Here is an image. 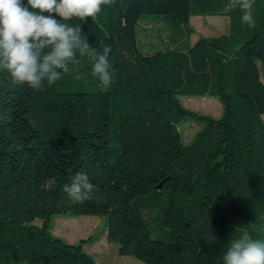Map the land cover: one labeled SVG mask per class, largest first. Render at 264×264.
Masks as SVG:
<instances>
[{
  "label": "trees",
  "instance_id": "trees-1",
  "mask_svg": "<svg viewBox=\"0 0 264 264\" xmlns=\"http://www.w3.org/2000/svg\"><path fill=\"white\" fill-rule=\"evenodd\" d=\"M227 2L113 0L84 22L53 13L96 49L112 46L108 91L79 54L40 91L0 72V264H97L84 248L92 237L52 234L58 215L105 217L118 254L144 264H222L241 232L264 241V0L251 27ZM148 16L176 46L142 50ZM192 16L228 17L229 33L192 43ZM183 96L215 97L222 114L188 109ZM189 120L202 127L185 144ZM82 171L95 188L85 203L63 190Z\"/></svg>",
  "mask_w": 264,
  "mask_h": 264
},
{
  "label": "clouds",
  "instance_id": "clouds-1",
  "mask_svg": "<svg viewBox=\"0 0 264 264\" xmlns=\"http://www.w3.org/2000/svg\"><path fill=\"white\" fill-rule=\"evenodd\" d=\"M113 0H0V72H5L16 85H27L33 90L51 87L62 79L66 62L81 58L92 60L91 75L97 78L102 91L111 89L115 69L110 60L112 46L102 50L87 43L79 25L59 22L73 17L95 18L101 6ZM255 0H228L225 11L239 9L241 22L251 27L254 23ZM48 13V15H44ZM80 203L94 198V186L86 172H79L64 189ZM222 264H264V241L254 240L243 231L232 239L222 257Z\"/></svg>",
  "mask_w": 264,
  "mask_h": 264
},
{
  "label": "rangeland",
  "instance_id": "rangeland-1",
  "mask_svg": "<svg viewBox=\"0 0 264 264\" xmlns=\"http://www.w3.org/2000/svg\"><path fill=\"white\" fill-rule=\"evenodd\" d=\"M191 26L195 31L191 36L192 43L200 36L215 37L229 33L228 17L192 16ZM137 29L140 47L145 52L176 46L170 39L168 25L155 16L144 17ZM181 101L186 108L204 115L219 118L222 114L221 102L215 97L183 96ZM201 127L202 125L191 120L182 123L179 129L184 143L188 144ZM149 222L150 228L157 232V234L155 233L156 235H163L157 218H153ZM36 224L41 225V222L37 221ZM50 228L54 236L70 244H76L81 240L92 237L93 241L86 243L84 248L95 259L97 264H144L132 256H121L118 254L119 245L109 241L107 238L105 217H67L58 215L52 219ZM155 234H153V237H156Z\"/></svg>",
  "mask_w": 264,
  "mask_h": 264
},
{
  "label": "crops",
  "instance_id": "crops-1",
  "mask_svg": "<svg viewBox=\"0 0 264 264\" xmlns=\"http://www.w3.org/2000/svg\"><path fill=\"white\" fill-rule=\"evenodd\" d=\"M261 76H262V80L264 82V69L261 71ZM263 120H264V116H263Z\"/></svg>",
  "mask_w": 264,
  "mask_h": 264
},
{
  "label": "water",
  "instance_id": "water-1",
  "mask_svg": "<svg viewBox=\"0 0 264 264\" xmlns=\"http://www.w3.org/2000/svg\"><path fill=\"white\" fill-rule=\"evenodd\" d=\"M162 186H163V182L160 185H158V189H161Z\"/></svg>",
  "mask_w": 264,
  "mask_h": 264
}]
</instances>
